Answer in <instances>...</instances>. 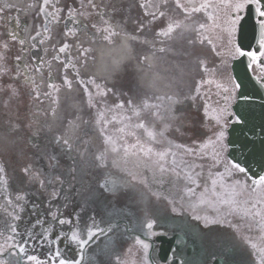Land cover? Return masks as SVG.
<instances>
[{
  "label": "rangeland",
  "instance_id": "374dc122",
  "mask_svg": "<svg viewBox=\"0 0 264 264\" xmlns=\"http://www.w3.org/2000/svg\"><path fill=\"white\" fill-rule=\"evenodd\" d=\"M22 1L23 6L29 8V34L41 32L43 29L41 26L38 29L39 21H43L44 18L46 22L49 21L48 18L56 16L57 9L67 1L71 2L68 4L69 7L74 3L81 6V0L50 1L56 10L49 11L53 15L45 16L39 9L30 7V0ZM216 1L222 3V0H180L189 7L204 3L209 5L201 12L186 17L183 10L176 7V0H147L138 4L134 0H107L108 16L107 22H104L99 15L100 10L89 7L88 0H83V8H90L88 11L91 15L88 19L91 25L106 24L110 31L116 33L107 40V47L114 45L121 35L130 37L131 59L119 63L105 78L83 74L81 66L83 58L79 57V54L84 48V56L90 57L85 47L92 41L88 33L83 35L84 42L81 44L83 48H80L77 38L71 36L73 30L64 28L62 13L57 14L50 22L51 31L44 32L53 41H49L50 46L45 49V53L50 60L55 59L53 68L49 71V78L44 77L38 84L29 79V82L20 85L0 77V145L4 152L11 156L26 158L27 161H44L45 166L42 168L38 165L33 166L34 171L38 170V178L42 177V169L49 167L47 161H58L51 167L52 170L56 169L57 173L47 180L48 186L53 189L44 195V201L49 209L60 208L63 213H67L70 207H77L80 219L84 220L86 211L96 205L97 199L108 191L110 184L106 187L101 185L106 183L103 181L104 178L115 177L117 164L123 170V181L131 180L129 172L137 175L140 170H144L155 189L168 176L167 165L170 170L177 167L188 172L183 166L187 162L188 169L199 163L205 166L206 161L212 162L211 149L201 150L200 144L207 139L202 133L207 130L210 123V118L204 116V105L215 106L218 99L215 85L204 81L219 79L218 73H212L211 69L220 65V57L216 55V50L225 42L220 30L214 28L213 20L208 18L210 15L222 18L221 13L219 15L217 12V9L222 7H218ZM4 4L0 3V14H4L5 10L10 14L9 30L17 32L22 29L23 20L19 14L21 7ZM1 6L7 8L3 9ZM28 8L24 11L27 12ZM160 11H163L165 16L156 23L161 18ZM153 12L156 13V19L150 15ZM73 15L68 14L65 22L69 19L77 20ZM93 16H96L94 20ZM173 20L179 21L181 27L168 37L157 35L160 29L166 28ZM216 22L219 23L220 20ZM200 24L205 25L203 30L199 28ZM65 31L70 36L66 35ZM71 38L73 45L75 44L74 48L66 47L64 52H60L57 44ZM209 39L212 43L208 42ZM16 44L23 48L19 42ZM53 45L54 49L51 48ZM17 56L24 59L16 61ZM13 62L15 64L11 67L12 71L19 64L23 66V63H26L24 53L22 51L17 53ZM228 63L230 70L231 60ZM74 66L77 67L79 77ZM205 67L209 69L208 72L204 71ZM29 76L28 73L27 77ZM68 81H71V85ZM9 85L15 89V94ZM197 87L199 93L196 92ZM102 92L105 95L101 96ZM20 94L27 96L23 98ZM31 95H43L41 101L44 103H40V98H31ZM145 101L149 105L160 107L144 109L142 105ZM121 103L124 107H117ZM22 110H31L33 113L29 117H11ZM41 110L47 111L46 117L50 126L41 127L40 123L43 120ZM134 110H140V116H136ZM104 111H111L114 115L123 117L122 128L125 129L123 133L116 132L118 128L116 123L111 131L106 129L103 120L108 118ZM157 112L164 116L163 120L154 115ZM60 121H65V125L62 123L64 135L54 140L51 146L39 145L37 142L40 133L48 134L58 130ZM141 122L148 130L157 133L155 141L149 138L145 129L136 127ZM67 124L70 125L69 128H66ZM160 132L164 135L160 136ZM86 135L89 136V145L79 146L80 149L75 137ZM109 136L117 141L119 153L110 151V145L106 143ZM65 140L68 142L67 145L63 143ZM137 140L145 148L151 147L152 153L148 156L141 153L138 157L124 158L122 146L125 143L135 144ZM68 145H71V149ZM190 149L192 151H189ZM160 152L166 153L163 160L157 155ZM101 155L104 156L103 162L98 160ZM78 161H84L81 169L74 166L80 165ZM159 165L165 168L163 173L160 172ZM179 180L182 181L181 178ZM186 185L195 186L188 180ZM194 189L197 203L199 189L196 186ZM248 195L251 203L254 194L249 191Z\"/></svg>",
  "mask_w": 264,
  "mask_h": 264
},
{
  "label": "snow or ice",
  "instance_id": "6c2138e0",
  "mask_svg": "<svg viewBox=\"0 0 264 264\" xmlns=\"http://www.w3.org/2000/svg\"><path fill=\"white\" fill-rule=\"evenodd\" d=\"M50 0H43V6L40 8L45 16L53 15L46 11L49 6ZM88 6L95 8L91 0H88ZM84 7L83 0H81V8ZM144 7V5H141ZM176 7L182 9L187 16L193 13L201 12L203 9L209 7L207 3L200 4L199 6H187L176 0ZM221 7L225 10L223 17H216L210 15L208 18L213 20L214 28L219 29L224 43L220 49L216 50V55L220 57V65L216 68L211 69L214 74L218 73L219 79H209L204 81L207 84H214L217 92L216 96L218 99L215 101V106L208 104L204 105V116L210 118V123L207 126V130L202 133V136H206L207 139L200 144V149H211V168L222 169L218 170L213 174L209 171L207 178L204 181L203 191L201 192L198 203H190L189 207L193 213V219L202 221L204 228H210L217 226L220 228L231 229L230 233H226L222 244V252L220 256L215 254L212 256L213 264H220L223 259L224 264H229V258L232 252L239 249L241 246L250 248V256L253 259V264H264V236H261L260 243H255L250 237L245 236L239 232V227L234 224L229 217L236 213H240L242 217H251L256 219L259 217L258 226L261 232H264V207H258V205L264 206V125H259V132L256 131L255 125H250L249 112L247 108H241L240 110H234L233 102L237 99L239 94L243 99L248 100L249 97L242 91L245 87V81L249 78L251 73H255L252 80L260 88H264V0H223ZM60 10H57V13ZM69 16L73 13L84 15L83 12H79L76 9H69ZM149 15V13H146ZM153 19H156V13H150ZM160 17H164L163 11L159 12ZM55 19L56 16L53 15ZM245 18H251L254 20V26L259 28V39L257 41L258 47L255 50L251 49V46L246 50L243 46L234 43V36L236 32V26L241 23ZM220 20L219 23L216 21ZM95 27V25H93ZM181 24L179 21L173 20L169 22L166 28L160 29L157 33L159 36H170L177 28H180ZM199 28L203 30L204 24H200ZM101 31L108 33L104 36L105 40H110L112 36L116 35L115 32L110 31L109 28H104ZM9 39L15 41L18 39L15 32L6 33ZM40 33H37L31 39L33 42L36 41ZM2 39V37H0ZM209 43L212 41L209 39ZM19 43L23 46L26 51L27 45L23 39H19ZM43 43V41H41ZM2 47L7 50L9 45L3 43ZM33 47L36 44L33 43ZM67 45H64L59 49L60 52H64ZM215 47V46H214ZM163 51V49H161ZM237 57L247 60L245 64L244 78L235 76L232 71L229 70V60L235 61ZM5 57L0 56V60H4ZM16 61H22L24 58L17 56ZM203 64V61L200 62ZM23 68L27 70L28 64L23 63ZM37 67L35 71H40ZM8 69L3 64H0V75H6ZM205 72H208L207 67L204 68ZM25 79H29L25 75ZM71 85V81H68ZM94 83V82H93ZM15 94V89L9 85ZM196 92L199 93V87ZM101 96L105 93H100ZM179 103V101H176ZM131 104V101H129ZM119 108H123L124 104L117 105ZM142 107L147 108H159V105H149L146 101ZM172 111V109H169ZM136 116H140V110H134ZM157 118L163 120L164 116L159 112L154 113ZM103 117V113H101ZM98 123L100 121H97ZM107 123V122H105ZM137 128L145 129L149 138L153 141L157 138V133L146 128V125L141 122L136 125ZM167 128V125H165ZM119 132L123 133L124 128L118 129ZM135 135V133H129ZM160 136L164 133L160 132ZM259 136L260 148L257 150V141L252 137ZM65 145L68 142H63ZM106 143L110 145V151L112 153H119L120 148L117 147V141L111 136L107 137ZM71 149V145H68ZM124 158L129 156L138 157L139 154L148 156L152 153L151 147L145 148L137 140L135 144L128 145L125 143L123 146ZM136 150V151H133ZM189 151H192L191 149ZM161 160L166 155L165 152L157 153ZM174 155V154H173ZM258 157V159H257ZM203 158V157H202ZM98 160L103 162L104 156L98 157ZM175 163V161H173ZM253 164L257 166V170H253ZM195 167H202V165H195ZM161 173L165 171L163 165H159ZM5 169L0 166V173H3ZM25 172H30V169H25ZM131 177L129 181H116L108 180L101 187H106L111 184L112 189H115L118 184L122 183L125 187L133 186L132 181H137V176L131 172L128 173ZM202 173L196 172L186 173L185 179L189 180L196 188L201 187L199 183ZM210 181V186L208 185ZM43 185V181H40ZM139 183L143 184V180H139ZM0 184H7V181L0 177ZM187 193L194 196L195 189L187 188ZM254 195L251 203L249 199L241 200L240 197L246 192ZM7 189H0V196L3 197L5 203L0 204V211L6 214L7 219L2 228H0V264H22V261L26 264H81L84 259L83 250L90 244L101 240L102 237H107L108 233L112 231L111 227H101L96 223L95 218L92 219L91 226H86L81 229L78 225L79 218L76 220L71 218H61L56 212H52L51 220L58 223L59 225H69L67 232L60 231L52 236V232L49 227L46 226V222L43 217H37L28 227L21 230L19 222L22 220V214L25 211L21 201L26 200L25 195L16 194L14 198L11 195H4ZM157 195V193H153ZM246 207L245 205H249ZM36 206L33 205V208ZM208 208L214 213L213 216H209L207 212L203 215L199 214L198 208ZM35 216L36 213L33 212ZM76 223V227L72 225ZM154 221L148 220L145 223V227L148 230L153 229ZM39 229V231H37ZM40 243L42 245L47 244L50 251L46 259L42 260L38 255L32 254L35 251L34 245ZM64 243L66 247L75 245L79 248L80 256L79 259H68L64 256V253L60 250V244ZM136 243L141 245L145 257L147 250L150 247L149 243L136 238ZM31 249V252H30Z\"/></svg>",
  "mask_w": 264,
  "mask_h": 264
},
{
  "label": "flooded vegetation",
  "instance_id": "af4514ba",
  "mask_svg": "<svg viewBox=\"0 0 264 264\" xmlns=\"http://www.w3.org/2000/svg\"><path fill=\"white\" fill-rule=\"evenodd\" d=\"M217 4L220 2L216 1ZM245 22V32L247 39L242 43V46L247 50L251 46L252 50L258 47L259 28L254 26V20L251 18L243 19ZM6 28V25L4 26ZM239 24L236 26L237 34ZM106 32L101 31V39H104ZM8 49L5 50L0 41V51H3V65L9 69L11 65L12 55L18 51L16 47H11L9 42ZM67 42L63 43L67 45ZM39 47H35L36 51ZM30 54V53H29ZM1 64V63H0ZM41 69V68H40ZM33 76L36 78L42 73V70L35 71ZM22 74V73H20ZM255 76V73H252ZM4 80H8L11 76L10 72L6 75H1ZM14 79L17 78L13 77ZM27 110L18 111L16 114L28 115ZM120 120V119H119ZM14 161V162H12ZM18 161L22 159H5L2 161L5 171L2 176L7 184H0V189H7L4 195H11L13 198L16 194L25 195L26 200L21 201L25 211L22 214V220L19 222L21 230L28 227L37 217H43L46 226L55 237L60 231L67 232L69 225H59L51 220V212H47L40 199L39 184L32 178L31 173L22 171ZM177 194L182 196L185 192L177 187ZM5 201L0 196V204ZM152 204L147 207L140 208L132 207L131 211H125L122 205L115 207H105V213L100 222L101 227H111L112 231L107 237H102L101 240L95 243H90L84 250L81 264H213L212 256H220L222 252L221 244L226 235L231 229L212 226L204 228L202 221H190L191 213L189 206L171 205L166 197L157 201L150 202ZM33 205L36 207L33 208ZM33 212L36 215H33ZM205 212L209 216H213L212 211H199L203 215ZM61 217V215H59ZM62 218V217H61ZM64 218V217H63ZM68 218L76 220V216L69 215ZM6 214L0 211V228L3 227ZM229 219L237 224L239 232L251 238L255 243H260L261 232L258 221L259 217L250 220V217H242L240 213H236ZM148 220L154 221V227L148 230L144 225ZM88 225V223H85ZM76 227V223L72 225ZM85 228V227H84ZM81 228V229H84ZM39 231V229L37 230ZM149 243L150 247L147 250L145 257L144 250L141 245L136 243V238ZM35 251L32 254L38 255L42 260L46 259L50 251L47 244L36 243ZM60 250L68 259H79L80 249L75 245L66 247L64 243L60 244ZM31 252V249H30ZM251 249L241 246L236 251L232 252L229 258V264H253V259L250 256ZM22 264L26 262L22 261ZM220 264H224L221 259Z\"/></svg>",
  "mask_w": 264,
  "mask_h": 264
},
{
  "label": "bare ground",
  "instance_id": "6f19581e",
  "mask_svg": "<svg viewBox=\"0 0 264 264\" xmlns=\"http://www.w3.org/2000/svg\"><path fill=\"white\" fill-rule=\"evenodd\" d=\"M15 5H21V0H6ZM76 28H81L76 24ZM94 56L85 58L82 64V71L85 75L105 78L110 75L119 63L131 59L129 39L126 36H119L118 41L109 47L98 45L92 46Z\"/></svg>",
  "mask_w": 264,
  "mask_h": 264
},
{
  "label": "water",
  "instance_id": "95a60500",
  "mask_svg": "<svg viewBox=\"0 0 264 264\" xmlns=\"http://www.w3.org/2000/svg\"><path fill=\"white\" fill-rule=\"evenodd\" d=\"M233 74L241 79L244 78L245 74V64L244 60L237 59L233 61L232 64ZM242 91L249 97L248 100L243 99L239 94H237V100L233 105L234 110H240L241 108H247L249 112L250 127L255 125L256 131L259 132V125H264V88H260L252 80V77L245 81V87ZM257 141L256 148L259 150L260 144L259 136L252 137ZM258 159V157H257ZM253 170H257V166L253 164Z\"/></svg>",
  "mask_w": 264,
  "mask_h": 264
}]
</instances>
